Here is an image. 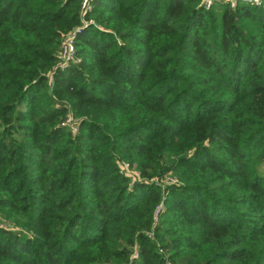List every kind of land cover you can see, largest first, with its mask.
<instances>
[{
    "label": "trees",
    "instance_id": "1",
    "mask_svg": "<svg viewBox=\"0 0 264 264\" xmlns=\"http://www.w3.org/2000/svg\"><path fill=\"white\" fill-rule=\"evenodd\" d=\"M89 4L0 0V264H264V0Z\"/></svg>",
    "mask_w": 264,
    "mask_h": 264
},
{
    "label": "built area",
    "instance_id": "2",
    "mask_svg": "<svg viewBox=\"0 0 264 264\" xmlns=\"http://www.w3.org/2000/svg\"><path fill=\"white\" fill-rule=\"evenodd\" d=\"M90 0H81V13L85 14L89 7ZM228 1V0H227ZM239 0H230L231 6H234ZM247 2H252L256 5H260L263 0H243ZM206 5L208 6L210 3V0H206ZM87 25V21L82 19L81 25H78L74 27L73 29L69 30L65 34H63L61 39V44L58 49V63H57V69L63 70L65 69L68 64L74 59L75 57V42L77 34L81 31V29ZM79 118L75 117L71 112H68L65 116V118L62 120L61 125L66 127L71 133L75 134L79 131ZM264 166V164H263ZM162 205H158L155 207L154 210V221L153 225L156 226V224L159 221V216L161 212ZM152 233L150 234V236ZM138 254L134 253L133 257H137Z\"/></svg>",
    "mask_w": 264,
    "mask_h": 264
},
{
    "label": "rangeland",
    "instance_id": "3",
    "mask_svg": "<svg viewBox=\"0 0 264 264\" xmlns=\"http://www.w3.org/2000/svg\"><path fill=\"white\" fill-rule=\"evenodd\" d=\"M214 1H215V0H210L209 5H210L211 3H213ZM221 1L224 2V3H230V5H231L230 0H228V1H227V0H221ZM201 3L204 4V5H206L207 2H206V0H201ZM209 5H208V6H209ZM206 6H207V5H206ZM123 167H124L127 171H129V170L127 169L126 165H124ZM261 171H262V173H264V166H262ZM134 175L137 176V173H134ZM164 181H165V183H167V182L169 183L171 180L169 179V177H166V178L164 179ZM5 226L10 227V226L7 225V224H6ZM134 253H138L137 250H135ZM134 258H135V257H134Z\"/></svg>",
    "mask_w": 264,
    "mask_h": 264
}]
</instances>
